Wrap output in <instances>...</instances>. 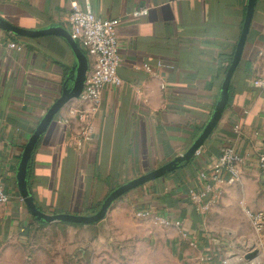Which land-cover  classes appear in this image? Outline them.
Here are the masks:
<instances>
[{
	"label": "crops",
	"instance_id": "0c3cea01",
	"mask_svg": "<svg viewBox=\"0 0 264 264\" xmlns=\"http://www.w3.org/2000/svg\"><path fill=\"white\" fill-rule=\"evenodd\" d=\"M87 1L99 17L120 20L122 83L106 86L96 107L82 100L92 60L76 42L88 63L82 89L37 140L25 178L29 195L48 215H92L117 187L187 154L220 101L248 5V0H0V18L29 31L60 28L70 34L72 6ZM141 9L148 10L145 16L130 15ZM261 53L264 0H257L227 106L201 155L114 202L93 224L110 243L163 252L168 264L237 263L254 250L259 254L243 263L264 264V234L255 233L248 215L264 212ZM79 72L78 56L62 35L27 37L0 28V178L9 196L0 204V248L26 242L39 223L19 192L17 170L48 110L64 91L77 90ZM85 123L93 126L92 139L78 147L70 139L81 138ZM226 146L243 158L240 178L201 213L189 202L188 189L200 183L198 172ZM235 245L242 256L231 254Z\"/></svg>",
	"mask_w": 264,
	"mask_h": 264
},
{
	"label": "built area",
	"instance_id": "2783aa9c",
	"mask_svg": "<svg viewBox=\"0 0 264 264\" xmlns=\"http://www.w3.org/2000/svg\"><path fill=\"white\" fill-rule=\"evenodd\" d=\"M147 9L133 11V17L145 16ZM70 35L87 56L92 60V69L88 73L82 100L98 106L103 90L106 86H118L122 80L118 74L121 63L119 52L120 41L116 28L120 20L99 17L87 1L84 6L73 5L68 14ZM11 48L21 47L15 43L9 44ZM264 56V53L260 54ZM144 68L150 71L146 65ZM257 86L264 87V79L257 82ZM93 126L85 123L82 127L81 138L72 137L75 145L80 147L84 142L92 139ZM199 149L196 155H201ZM243 162L241 155L232 146L223 148L220 156L213 161L209 168L200 170L198 176L200 183L188 189L189 202L201 212H207L217 203L225 185H234L238 182ZM260 164L264 168V155L260 157ZM3 180L0 178V204L8 203ZM148 212H139L138 216L146 217ZM255 233L264 234V212H248ZM164 222V221H162ZM178 224V223H177Z\"/></svg>",
	"mask_w": 264,
	"mask_h": 264
},
{
	"label": "water",
	"instance_id": "95a60500",
	"mask_svg": "<svg viewBox=\"0 0 264 264\" xmlns=\"http://www.w3.org/2000/svg\"><path fill=\"white\" fill-rule=\"evenodd\" d=\"M257 0H248L246 15L243 23V27L241 30L240 38L238 40L232 61L230 63V66L227 69L225 78L222 83V93L220 101L210 119V121L205 126L204 130L200 134L199 138L196 140L194 145L191 147V149L187 152V154L182 158H176L175 160L164 164L163 166L148 172L144 175H141L135 179H132L121 186L114 189L103 201L101 204L99 210L92 214V215H75V214H53L48 215L43 213L34 203V200L31 195H29L26 185V173H27V166L31 157V153L35 147V144L39 137L42 135V133L46 130L50 122L53 120L54 116L59 112V110L73 97H76L78 93L82 89L83 81L85 80L86 73L88 71V63L86 56L81 52L80 48L78 47V44L76 41H74L68 32H66L63 29L60 28H49L46 30L34 32L25 30L19 27H16L12 25L11 23L7 22L6 20H3L0 18V28L13 32L20 36H27V37H36L46 34H60L63 37L66 38V40L71 44L74 52L78 56V60L80 63V72L78 74V82H77V90H74L73 92L70 91H64L61 98L56 101V103L48 110L47 114L39 124V126L36 128L34 135L26 145L24 149V153L21 159V162L19 164L18 170H17V182H18V189L19 192L23 198V201L29 210V212L39 221H43L46 223H54V222H61V223H67V224H79V225H91L96 224L100 221H102L108 212V210L111 208L112 204L116 202L119 198H121L123 195L129 193L130 191L139 188L143 185H146L150 182H153L155 180H158L162 178L167 173L175 171L178 166L184 162L189 161L190 159L194 158L196 155V152L202 148L203 144L207 139L212 135L213 131L216 129L222 114L227 106L228 100H229V94H230V85L232 78L239 66V63L241 61L245 43L247 40V36L253 21L254 11L256 7ZM258 251L254 250L252 252H248L245 255V260L252 261L257 255Z\"/></svg>",
	"mask_w": 264,
	"mask_h": 264
},
{
	"label": "rangeland",
	"instance_id": "374dc122",
	"mask_svg": "<svg viewBox=\"0 0 264 264\" xmlns=\"http://www.w3.org/2000/svg\"><path fill=\"white\" fill-rule=\"evenodd\" d=\"M64 224L67 223L39 222L26 242L15 240L0 248V264H148L156 259L159 264H168L163 252L110 243L109 238L93 224ZM241 249V246L235 245L230 252H238L237 256H242ZM241 259L245 261L244 257Z\"/></svg>",
	"mask_w": 264,
	"mask_h": 264
},
{
	"label": "trees",
	"instance_id": "16d2710c",
	"mask_svg": "<svg viewBox=\"0 0 264 264\" xmlns=\"http://www.w3.org/2000/svg\"><path fill=\"white\" fill-rule=\"evenodd\" d=\"M231 61H232V58L227 60L226 72H227L228 67L230 66ZM38 222H43V221H38ZM72 225H76V224H72Z\"/></svg>",
	"mask_w": 264,
	"mask_h": 264
}]
</instances>
